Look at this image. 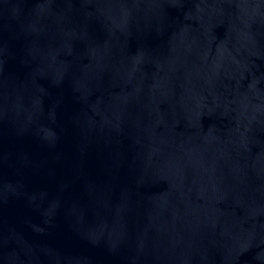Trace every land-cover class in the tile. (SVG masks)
<instances>
[{
    "label": "water",
    "instance_id": "water-1",
    "mask_svg": "<svg viewBox=\"0 0 264 264\" xmlns=\"http://www.w3.org/2000/svg\"><path fill=\"white\" fill-rule=\"evenodd\" d=\"M0 264H264V0H0Z\"/></svg>",
    "mask_w": 264,
    "mask_h": 264
}]
</instances>
